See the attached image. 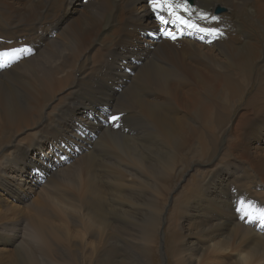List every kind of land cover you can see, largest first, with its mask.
<instances>
[{"label": "rangeland", "instance_id": "obj_1", "mask_svg": "<svg viewBox=\"0 0 264 264\" xmlns=\"http://www.w3.org/2000/svg\"><path fill=\"white\" fill-rule=\"evenodd\" d=\"M83 2L74 0L53 13L52 28L39 32L36 42L10 39L9 30L6 36H0V264H264L261 240L247 242L239 234L231 240L233 227L220 225L217 217L224 215L228 208L226 202L219 201L223 196L220 192L236 189L234 184L241 171H251L252 182L259 191H264V171L259 173L264 170V121L257 120L253 125H258L255 129H244L248 120L244 95L232 107L227 125L220 129L223 141L218 144L215 156L211 149L198 162L196 158L185 156L173 169L174 173H164L155 180L148 172L146 164L149 162L145 158H138L141 165L137 170H132L126 162L102 163L98 153V158H93L90 152L95 154V151L89 148L98 139L99 130L94 136L91 132L86 134L91 142L79 152L74 151L72 142L63 144L59 139H51L54 131L63 130L60 122L54 125L53 113L66 101L69 95L66 87L55 85L51 94L41 96L34 111L30 110L32 104L27 99L19 97L17 101L14 92L18 94L28 88V82L37 86L38 76L47 69L44 66L41 70L39 62L50 57L55 43L61 45L59 64H63L69 42L90 14ZM218 7L223 9L220 14L216 13ZM149 9L153 11L151 3ZM143 10L144 7L138 9L132 14L133 18ZM227 11L226 6H217L214 10L216 15ZM153 17L157 18L156 12ZM136 18H126L127 24L135 29L131 42L147 49L152 43V37L144 32L147 21ZM168 27L172 29L173 25L169 24L165 30ZM100 29L101 26H97L80 35L82 52L73 62L72 70L76 62L88 56L89 67L96 69L98 63L103 64L100 53L107 51L104 43H94L87 51L90 43L86 37H100L104 28L99 32ZM200 32L192 44L182 42L175 46V51L165 53V61L176 67L172 71L175 81L146 85L142 80L145 66L141 69L139 63L141 70L132 72V75L137 73L132 89L135 95L138 89L140 97L129 111L158 112V107L162 106L166 118L170 113L172 116L189 114L196 101L209 98L210 94L199 86L201 73L208 74L209 67L220 71L226 61L216 55L214 41L217 38L210 39L212 36L207 31ZM42 36H45L43 43L37 45ZM105 38L100 37V40ZM28 47L34 50L27 53ZM211 54L215 60L212 63L193 58ZM63 68L60 70H70V66ZM27 97V94L23 96ZM49 102L52 104L48 105ZM146 105H149L147 109ZM101 110L102 123L110 115L111 119L114 117L112 107L102 105ZM67 116H71V111ZM88 117L93 119L91 115ZM43 118L48 126L42 128L39 124ZM76 121L74 118L73 122ZM108 122L103 126H110V118ZM213 138L212 135L210 141ZM12 143L18 145L13 157L12 148L8 147ZM9 151L16 169L3 167L1 155ZM51 152L55 155L47 162ZM25 159L31 166L22 167ZM208 159L211 165L203 163ZM44 161L53 162L54 166L49 167ZM257 161L263 162V168L255 166ZM11 176L18 178L13 188L7 185ZM232 177L236 180L230 183ZM209 180L216 184L214 188L207 187L212 184ZM246 181L245 184H249V180ZM25 182V189L19 190ZM196 209L200 210L202 218L193 216ZM151 217L158 220L152 228L146 222Z\"/></svg>", "mask_w": 264, "mask_h": 264}, {"label": "bare ground", "instance_id": "obj_2", "mask_svg": "<svg viewBox=\"0 0 264 264\" xmlns=\"http://www.w3.org/2000/svg\"><path fill=\"white\" fill-rule=\"evenodd\" d=\"M73 1L0 0V36H6L9 30L10 39L21 38L25 39L26 43L36 42L40 37L39 32L52 28L51 21L53 16L55 17L53 13L65 8ZM85 2L90 14L86 17L85 25L69 42L67 55L65 56V52L64 55L62 53L63 64H59L61 45L55 43V49L50 57L39 62L41 70L44 66L47 69L38 76L40 80L37 86L28 82V88L22 89L18 94L14 92L17 101L19 97L23 100L27 99L32 104L30 110L34 111L37 108L34 106H38L37 101L41 99V96L51 94L55 85L57 87L61 85L69 90L66 101L57 112L56 109L53 113L55 114L54 125L57 121L60 122L63 124V130L54 131L51 139H59L63 144L72 142L74 151L79 152L83 146L91 142L86 134L91 132L94 136L99 130L98 139L91 147L93 149L89 148L95 151V154L90 152L93 158H98L96 156L98 153L102 156V163L126 162L125 164L131 166L132 170H137L141 165L138 158H145L149 162L146 164L148 172L155 180L164 173L169 175L174 173L173 169H176L185 156L196 158L195 161L198 162L210 149L212 153L215 151V156L219 151L218 144L223 141V137L219 136L220 129L227 125L229 114L234 109L232 107L241 101L243 95L247 101L245 105L249 107H245L248 111V120L244 129L250 131L252 128H257V124L253 126L257 120L264 121V0H194V5L188 4V12H184L180 7L176 8L177 13L184 19L207 31L212 36L210 39L217 38V41H214L216 55H221L226 65L222 66L220 71L209 67L208 71L212 74L201 73L199 86L201 90L210 94L209 98L196 101L192 106L194 110L189 114L172 116L170 113L166 118L163 117L162 106L158 107V112L149 110V112L141 111V114H138L129 111L140 97L138 89H136V95L132 89V84L137 80V73L132 75V72L136 69L141 70L145 66L142 80L146 85L161 84L170 79L175 81L172 71L176 70V67L165 61V53L175 51V46L179 43L192 44L197 33H201L200 30L182 24L176 16L169 15L167 11L159 13L169 21L167 24H162L158 18L153 17L154 11L147 10V7H150V0H84L83 4ZM173 3L183 5L184 0H173ZM217 6H226L228 11L216 15L214 10ZM143 7L144 10L133 18L132 14ZM136 17L147 21V24H144V32L152 37V43L147 49L140 48L139 45L131 42V34L135 29L127 24L126 18L133 20ZM213 17L218 19L214 20ZM169 24L173 25L172 29L168 27L165 30ZM97 26H101L99 32L104 28L99 36H106V38L100 40V37L91 39L87 36L90 43L87 51H90L94 43H104L107 51L101 50L100 53L103 64L98 63L99 66L96 69H94L95 66L89 67V56L87 58L85 56L86 59L76 62V68L72 70L73 62L82 52L79 48L80 35ZM212 29H216V32L210 31ZM169 33L176 38H170ZM28 36L31 38L26 39ZM44 37L42 36L37 45L43 43ZM82 45L80 43V47H83ZM33 50V47L26 48L27 53ZM213 57L214 54L210 57L200 56V58L193 56L200 60L202 58L204 61L210 60L211 63L215 62ZM65 65L70 66V70L68 68L60 70L64 69ZM219 81L223 83L219 84ZM218 91L220 92L217 93ZM239 92L242 93L239 95ZM25 94L28 95L27 98H23ZM238 97L240 99H236ZM129 99H132L130 103ZM113 101L115 102L112 103ZM51 104L52 102H49L48 105ZM102 105L112 107L111 114L115 113L114 116H118L119 120L113 122L111 115H108L106 122L110 118V126L104 127L103 125L107 123L100 121L104 116L101 110ZM148 107L149 105H146L145 109ZM68 111H71L69 117ZM90 111L94 113L89 114ZM88 115H91L93 119ZM74 118L76 122H73ZM45 120V118L42 119L40 127L48 126ZM123 128L129 130L126 131ZM210 135L214 136L212 141H210ZM17 146L16 143L8 146L12 148L10 150L12 157L17 151ZM10 151L1 155L3 167L16 169L12 165ZM51 153L48 155L47 162L55 155V152ZM47 162L44 161L43 164L49 167L54 166L53 162L50 164ZM209 162L210 159L203 163L211 165ZM255 164L263 168L262 161H257ZM27 166H31V162L25 159L22 167ZM45 169L49 170L48 167ZM262 171L264 170L259 173L263 174ZM241 173L237 180L234 178L237 174L230 179V183L231 180H236L234 184L236 189L231 190L232 192H220L223 196H220L219 201L226 202L225 205H228V208L224 215L217 217L220 219V225L226 224L227 227H233L229 235L231 240H235L238 234L247 242L259 238L264 248V223L255 219L259 211L264 209V191H259L255 182H252L251 171L246 170ZM241 176L243 179H240ZM11 177L12 179L7 183L9 188L16 187L18 179L16 176ZM245 177L249 180V184H245L247 182ZM209 182L212 183L210 180ZM212 184L207 187L214 188L216 184ZM26 185L25 182L19 190L23 191ZM258 194L260 195L256 196ZM17 196L19 197L20 194L18 193ZM193 216L202 218V213L196 209V214ZM156 221H158L157 218L151 217L146 222L152 228V224ZM220 228L225 229V227Z\"/></svg>", "mask_w": 264, "mask_h": 264}, {"label": "snow or ice", "instance_id": "obj_3", "mask_svg": "<svg viewBox=\"0 0 264 264\" xmlns=\"http://www.w3.org/2000/svg\"><path fill=\"white\" fill-rule=\"evenodd\" d=\"M150 3L152 5V9L154 12L157 13V18L160 20L162 24H167L169 21H167L164 16L159 15L160 12L167 11L169 15L176 16L177 20L180 21L182 24L188 25L190 27L196 28L197 30L204 31V29L199 28L198 25L194 23H190L188 20L184 19V17L180 16L176 8L180 7L184 12L189 11L188 7V0H184L183 5H176L173 3V0H150ZM214 20L218 19L217 17H213ZM212 32H216V29L210 30ZM170 38L175 39V35H172L169 33ZM113 122L118 121L119 117L114 116L112 117ZM241 204H243V201H241ZM255 219L260 220L262 223H264V209L259 211V214L255 217Z\"/></svg>", "mask_w": 264, "mask_h": 264}, {"label": "clouds", "instance_id": "obj_4", "mask_svg": "<svg viewBox=\"0 0 264 264\" xmlns=\"http://www.w3.org/2000/svg\"><path fill=\"white\" fill-rule=\"evenodd\" d=\"M192 2V1H191ZM188 4H190V5H194V2H192V3H190V2H188ZM221 11H223V9L222 8H220V7H218L217 9H216V12L217 13H219V12H221ZM18 47V46H17ZM17 51H19V47H18V50ZM16 51V52H17Z\"/></svg>", "mask_w": 264, "mask_h": 264}]
</instances>
